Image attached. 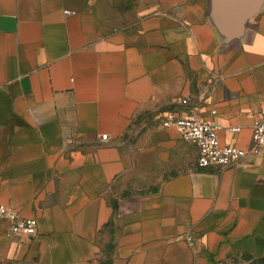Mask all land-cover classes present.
<instances>
[{
	"label": "crops",
	"instance_id": "1",
	"mask_svg": "<svg viewBox=\"0 0 264 264\" xmlns=\"http://www.w3.org/2000/svg\"><path fill=\"white\" fill-rule=\"evenodd\" d=\"M251 1L232 32L214 0H0V203L37 219L31 234L0 227V264L264 256V150L200 167L161 125L194 113L251 147L264 0Z\"/></svg>",
	"mask_w": 264,
	"mask_h": 264
},
{
	"label": "built area",
	"instance_id": "2",
	"mask_svg": "<svg viewBox=\"0 0 264 264\" xmlns=\"http://www.w3.org/2000/svg\"><path fill=\"white\" fill-rule=\"evenodd\" d=\"M161 125L174 128L187 142L198 149L197 163L200 167L236 165L248 158L251 153L264 150V107L259 111L252 124L251 147L239 148L233 144L221 143L220 124L205 121L194 113L179 114L168 112L164 115ZM230 132H238L239 127H228ZM108 135L102 134L101 140H107ZM6 224L10 235L31 234L37 226V219L22 217L17 210L0 203V227ZM191 238L188 237V240Z\"/></svg>",
	"mask_w": 264,
	"mask_h": 264
},
{
	"label": "water",
	"instance_id": "3",
	"mask_svg": "<svg viewBox=\"0 0 264 264\" xmlns=\"http://www.w3.org/2000/svg\"><path fill=\"white\" fill-rule=\"evenodd\" d=\"M214 4L220 23L232 32H236L252 12L251 0H214Z\"/></svg>",
	"mask_w": 264,
	"mask_h": 264
},
{
	"label": "rangeland",
	"instance_id": "4",
	"mask_svg": "<svg viewBox=\"0 0 264 264\" xmlns=\"http://www.w3.org/2000/svg\"><path fill=\"white\" fill-rule=\"evenodd\" d=\"M149 120H155V115L149 114ZM140 118L138 117L137 121ZM221 264H264V256L262 257H251L249 255H237L234 257H229L221 262Z\"/></svg>",
	"mask_w": 264,
	"mask_h": 264
}]
</instances>
